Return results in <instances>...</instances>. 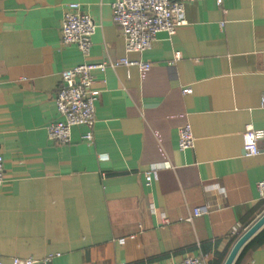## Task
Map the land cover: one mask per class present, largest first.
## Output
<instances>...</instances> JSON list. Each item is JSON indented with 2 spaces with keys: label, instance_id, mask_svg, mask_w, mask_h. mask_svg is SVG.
I'll return each instance as SVG.
<instances>
[{
  "label": "crops",
  "instance_id": "obj_1",
  "mask_svg": "<svg viewBox=\"0 0 264 264\" xmlns=\"http://www.w3.org/2000/svg\"><path fill=\"white\" fill-rule=\"evenodd\" d=\"M113 1L0 0V261L178 264L203 255L223 264L264 214V136L259 154H242L245 126L264 132V0L185 2L172 37L159 32L151 48L128 54L147 71L94 73L92 140L82 138L86 126L72 127L67 143L52 140L61 72L125 55ZM71 3L96 24L87 56L61 41ZM185 122L194 147L180 150ZM205 204L209 213L187 220ZM231 264H264V224Z\"/></svg>",
  "mask_w": 264,
  "mask_h": 264
},
{
  "label": "built area",
  "instance_id": "obj_2",
  "mask_svg": "<svg viewBox=\"0 0 264 264\" xmlns=\"http://www.w3.org/2000/svg\"><path fill=\"white\" fill-rule=\"evenodd\" d=\"M188 1L193 0H114L111 5L112 21L119 27L123 36L125 55L109 63L82 61L61 72L60 85L55 96L60 119L48 125V137L60 143H67L70 140L72 127L86 126L88 130L82 138L91 141L95 122V102L100 93V90L93 87L94 73L103 72L106 66L136 67L140 72L147 71L150 68L148 61L141 58L131 59L128 54H140L151 48L159 32H164L169 38L172 37L177 27L185 22L182 15L184 3ZM222 1L215 0V3L221 6ZM95 29V22L88 14L80 12L77 3L67 5L60 28L61 41L64 45L74 44L83 56H87L91 48V36ZM180 57V52L176 51L168 63H173ZM191 92V87L182 88L183 94ZM260 105L264 107V94L261 96ZM263 136V130L247 124L243 132V156L252 157L259 154L257 142ZM193 147L194 136L191 125L185 122L178 130V148L186 150ZM154 170L152 168L145 173L147 182L151 180ZM3 174V158L0 155V188L3 185ZM256 192L259 198H264V181L257 182ZM211 209L210 204L195 207L187 220L207 214ZM164 222L167 223V220L164 219ZM130 237L133 238L134 235ZM54 255L48 254L40 259H34L31 256L13 257L10 262L0 261V264H48ZM178 264H204V256L188 255Z\"/></svg>",
  "mask_w": 264,
  "mask_h": 264
},
{
  "label": "water",
  "instance_id": "obj_3",
  "mask_svg": "<svg viewBox=\"0 0 264 264\" xmlns=\"http://www.w3.org/2000/svg\"><path fill=\"white\" fill-rule=\"evenodd\" d=\"M264 224V214L258 218L235 242L223 264H231L242 244Z\"/></svg>",
  "mask_w": 264,
  "mask_h": 264
}]
</instances>
